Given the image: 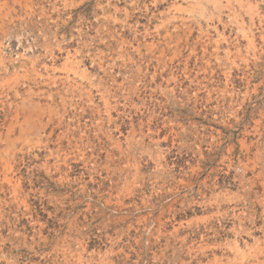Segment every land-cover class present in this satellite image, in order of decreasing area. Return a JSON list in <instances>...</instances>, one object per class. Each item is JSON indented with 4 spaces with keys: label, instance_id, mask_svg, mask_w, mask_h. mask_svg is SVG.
<instances>
[{
    "label": "rangeland",
    "instance_id": "rangeland-1",
    "mask_svg": "<svg viewBox=\"0 0 264 264\" xmlns=\"http://www.w3.org/2000/svg\"><path fill=\"white\" fill-rule=\"evenodd\" d=\"M0 264H264V0H0Z\"/></svg>",
    "mask_w": 264,
    "mask_h": 264
}]
</instances>
